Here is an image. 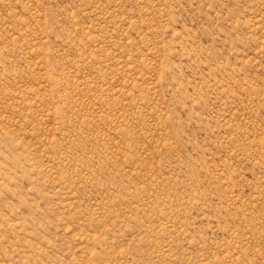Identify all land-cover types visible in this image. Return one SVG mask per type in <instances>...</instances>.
Wrapping results in <instances>:
<instances>
[{
  "label": "rangeland",
  "instance_id": "1",
  "mask_svg": "<svg viewBox=\"0 0 264 264\" xmlns=\"http://www.w3.org/2000/svg\"><path fill=\"white\" fill-rule=\"evenodd\" d=\"M0 264H264V0H0Z\"/></svg>",
  "mask_w": 264,
  "mask_h": 264
}]
</instances>
